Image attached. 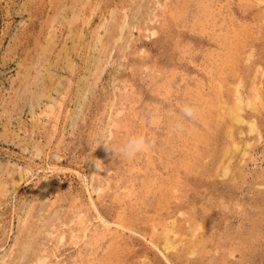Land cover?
Returning <instances> with one entry per match:
<instances>
[{
  "label": "rangeland",
  "instance_id": "obj_1",
  "mask_svg": "<svg viewBox=\"0 0 264 264\" xmlns=\"http://www.w3.org/2000/svg\"><path fill=\"white\" fill-rule=\"evenodd\" d=\"M0 264H264V0H0Z\"/></svg>",
  "mask_w": 264,
  "mask_h": 264
},
{
  "label": "clouds",
  "instance_id": "obj_2",
  "mask_svg": "<svg viewBox=\"0 0 264 264\" xmlns=\"http://www.w3.org/2000/svg\"><path fill=\"white\" fill-rule=\"evenodd\" d=\"M180 111L183 114V117L192 120L195 118L197 110L194 106L185 104L181 107ZM176 130L178 132L182 131V126L179 123L176 124ZM104 146L111 152H118L122 157L131 159L138 153L150 150L152 147V141L144 135L138 134L129 137L128 140L118 149L111 148L107 144Z\"/></svg>",
  "mask_w": 264,
  "mask_h": 264
},
{
  "label": "bare ground",
  "instance_id": "obj_3",
  "mask_svg": "<svg viewBox=\"0 0 264 264\" xmlns=\"http://www.w3.org/2000/svg\"><path fill=\"white\" fill-rule=\"evenodd\" d=\"M207 12V11H206ZM238 88V87H237ZM236 91V90H235ZM257 93V92H256ZM243 100V99H242ZM261 101V100H260ZM235 104V103H234ZM227 106V105H226ZM241 107H242V105H236V106H234V108H233V110H232V113H234V112H236V114H239V112H241L242 111V109H241ZM251 108V107H250ZM229 111V110H228ZM256 112V111H255ZM231 113V114H232ZM232 117H235V121H237V122H240V118L236 115V116H232ZM234 119V118H233ZM230 121V120H229ZM233 128V127H232ZM251 132H253V131H255L256 130V128H255V126L254 125H252L251 127ZM257 131V130H256ZM167 240V239H166ZM165 240V241H166ZM173 245V244H172ZM172 247H171V245H170V243L168 242V240L164 243V247H163V250H170ZM166 252V251H165Z\"/></svg>",
  "mask_w": 264,
  "mask_h": 264
}]
</instances>
